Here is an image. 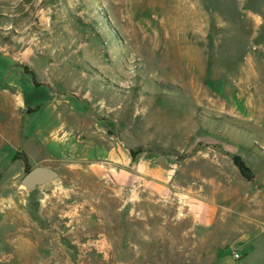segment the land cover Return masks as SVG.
Segmentation results:
<instances>
[{
  "label": "rangeland",
  "instance_id": "374dc122",
  "mask_svg": "<svg viewBox=\"0 0 264 264\" xmlns=\"http://www.w3.org/2000/svg\"><path fill=\"white\" fill-rule=\"evenodd\" d=\"M0 48L55 72L126 158L52 162L62 183L25 194L8 92L0 264H264V0H0Z\"/></svg>",
  "mask_w": 264,
  "mask_h": 264
},
{
  "label": "crops",
  "instance_id": "0c3cea01",
  "mask_svg": "<svg viewBox=\"0 0 264 264\" xmlns=\"http://www.w3.org/2000/svg\"><path fill=\"white\" fill-rule=\"evenodd\" d=\"M29 61L27 59L23 63L20 58L0 48V117L6 113L5 97L10 92L21 113L20 151L28 160L27 152L32 149L43 154V159L38 157L33 163H28L33 168L47 166L54 170L51 163L59 161L93 166L95 162L111 159L114 163L125 165V153L119 146L102 149L95 144L93 138L99 130L87 129L85 122L89 116L86 106L74 96L56 89L55 72L49 73V78L45 80L44 72L35 71L38 63ZM24 66L28 67L30 73L24 71ZM11 160L14 161V158ZM112 177L123 185L126 181L131 182L136 175L123 167ZM13 189L6 186L4 191L0 190V203L10 205ZM199 209L207 212L204 206Z\"/></svg>",
  "mask_w": 264,
  "mask_h": 264
},
{
  "label": "water",
  "instance_id": "95a60500",
  "mask_svg": "<svg viewBox=\"0 0 264 264\" xmlns=\"http://www.w3.org/2000/svg\"><path fill=\"white\" fill-rule=\"evenodd\" d=\"M61 183L62 177L57 171L47 166H37L23 176L18 188L25 194L31 195Z\"/></svg>",
  "mask_w": 264,
  "mask_h": 264
},
{
  "label": "trees",
  "instance_id": "16d2710c",
  "mask_svg": "<svg viewBox=\"0 0 264 264\" xmlns=\"http://www.w3.org/2000/svg\"><path fill=\"white\" fill-rule=\"evenodd\" d=\"M132 156L134 157V153H132ZM14 160L16 159V156L14 157ZM24 162V172L25 174L28 173L31 169L28 167V160L23 158L22 159ZM238 168L241 172V174L243 175V177L247 180V181H251L253 179V175L251 170L242 162V161H238L237 162Z\"/></svg>",
  "mask_w": 264,
  "mask_h": 264
},
{
  "label": "built area",
  "instance_id": "2783aa9c",
  "mask_svg": "<svg viewBox=\"0 0 264 264\" xmlns=\"http://www.w3.org/2000/svg\"><path fill=\"white\" fill-rule=\"evenodd\" d=\"M233 256H234V258H235L236 260H239L240 257H241L239 254H237V253H235V252L233 253Z\"/></svg>",
  "mask_w": 264,
  "mask_h": 264
}]
</instances>
